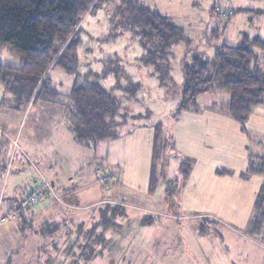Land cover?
I'll return each mask as SVG.
<instances>
[{"label":"rangeland","instance_id":"rangeland-1","mask_svg":"<svg viewBox=\"0 0 264 264\" xmlns=\"http://www.w3.org/2000/svg\"><path fill=\"white\" fill-rule=\"evenodd\" d=\"M133 1L180 26L184 39L173 46L171 54L147 56L149 47L141 43L130 20ZM82 27L78 72L99 82L118 100L117 135L101 140L96 148L82 144L68 126L65 105L34 102L23 80L0 83V108L19 111L12 124H20L22 144L28 140L37 109L54 107L61 125L60 154L55 155L56 163L46 161L43 170L46 178L58 175L72 191L76 189L69 202L85 206L70 207L66 217H50L49 208L44 207L46 199L52 195L65 201L59 187L48 191L40 203L24 211L29 222L19 213L0 229V264H264V173L243 174L246 166L240 167L242 160L237 158L241 155L236 149L238 139L225 122L203 125L202 132L191 120L190 109H203L213 101L221 106L229 92L201 94L180 109L183 65L196 56L211 58L224 44L240 45L244 36L264 38V0H100L97 9L84 17ZM0 51V62L21 65L8 48ZM76 75L57 67L49 71L53 86L62 94L71 91ZM27 106L32 109L24 113ZM52 111L39 115L46 121L36 125L46 153L56 129L49 120ZM159 123L164 135L176 137L179 143L168 153L164 175L152 195L148 193L149 174ZM246 124L251 133L244 154L248 150L255 159L264 158V101ZM213 135L220 144L204 147ZM191 141V145L199 144L197 153L203 158L213 156V171L206 170L182 185L181 165L190 156L185 149H191ZM13 145L18 148V143ZM36 164L19 151L8 155L1 192L7 197L14 189L24 196L31 172L38 180L44 176L38 175ZM50 164L52 169H48ZM103 171L117 173L119 179L111 184L99 182ZM253 195L258 198L256 206ZM9 234L14 245H24L11 260L5 257L4 240Z\"/></svg>","mask_w":264,"mask_h":264},{"label":"trees","instance_id":"trees-1","mask_svg":"<svg viewBox=\"0 0 264 264\" xmlns=\"http://www.w3.org/2000/svg\"><path fill=\"white\" fill-rule=\"evenodd\" d=\"M99 2L0 0V50L8 48L21 64L17 67L0 62V83L23 80L34 102L43 100L65 105L69 127L76 140L94 148L101 140L117 135L115 118L119 109L118 100L109 90L78 72V53L84 45L82 21L97 9ZM131 4L134 15L130 20L138 29L141 43L149 47L147 56L171 54L173 46L184 39L180 26L144 3L133 1ZM255 47L264 52V38L244 36L240 45L224 44L211 58L196 56L184 64L180 109L201 94L227 91L230 94L227 111L245 131L253 110L264 101V68L258 63ZM54 67L77 73L69 93L62 94L53 86L49 71ZM173 150V137L164 135L163 124L159 123L152 149L151 194L156 192L165 172L166 157ZM190 168V161L184 160L182 185ZM248 172L263 174L264 158L253 157Z\"/></svg>","mask_w":264,"mask_h":264},{"label":"crops","instance_id":"crops-1","mask_svg":"<svg viewBox=\"0 0 264 264\" xmlns=\"http://www.w3.org/2000/svg\"><path fill=\"white\" fill-rule=\"evenodd\" d=\"M258 54H259L258 63L264 68V52L261 51V52H258ZM220 92H222V91H216V92H212V93H208V94L212 95V94H217ZM205 94H207V93H205ZM229 98H230V94H229V97L226 98L225 102L221 106L217 105V101H213V105H211V106L208 105L203 109H198V108L190 109L191 110L190 115L192 113V116H193L191 120L196 126L202 127V132H203V125L213 126V125H217V124H220L222 122H225L226 126L230 127L232 129L233 133L236 135V137L238 139V146H236V149L240 150V153H238V154H241V155L238 156L237 158H240L242 160V164L240 167L246 166L245 173H243V174L247 175V174H250L248 172V169L250 167V164H251V161L254 157V154L248 152V150H247V155H245L243 152V146H248V145H246V138L247 139L249 138L251 131L247 127V124H246V130L244 131L240 127V124L238 125L235 120H234L235 122L232 120L230 114L227 111V107H226ZM32 106H27L24 109V113L27 111L30 112V110L32 109ZM255 109L253 110L252 114L254 113ZM3 110H6V111L3 112ZM51 110H53L51 113V114H53V116H52V118L50 117L49 120L52 121V126L56 127V129H53L52 136H51L52 137L51 138L52 143H51V146L49 147V151L46 153L45 147L43 145V141L41 140L42 137H41V139H39V137H37L38 133L36 130V125L43 124V122L46 121L45 120L46 118H43L39 115H43L45 113L49 114L51 112ZM18 113H19V111H13L12 109H3V107L0 108V199L2 200L1 201L2 207L0 210V216L6 214L8 211H12V210L17 209L19 206L20 200L23 198V196L20 197L18 195L17 191H15L14 189L10 190L8 192L9 195L7 197L5 196L4 193L1 192L3 189V187H2L3 186V177L5 176L3 174L4 171H2V169L3 170L6 169L4 165H5L6 158L8 157V155H11L12 153H14V156H16L18 151L21 152V154L25 156V158L28 160V162L33 163L35 161L37 163L36 165H38V167L40 169L37 171L38 175L43 174L44 177H46V173H45L46 168H45V170H43V166H44L45 162L49 161V160L54 162L55 161V155L58 156L60 154V141L58 139H59L60 133H61V125H60V122L58 120V116H56V118H55L54 107H39L37 109V112H36L37 116L34 119V121L30 124L29 129H28V137H27L28 140H24L23 144L19 139L20 136L18 137L20 124H18V125H16L17 123L14 125L12 124L13 123L12 122L13 115L18 114ZM18 119H19V117H17V120ZM56 119H57V123L55 122ZM249 120H250V118H249ZM248 121H247V123H248ZM186 125H187V122H186ZM68 126H69V124H68ZM184 131H185V126L183 128L182 134L184 133ZM35 135H36V137H35ZM55 135H57L56 145H55ZM192 135H193V133H192V131H190V128H189V136H192ZM203 136H200V137H203ZM173 140L175 142V147H177V145L179 143L178 139L176 137H173ZM208 140H210V139H208ZM153 141H154V138H153ZM193 142H195V141H193ZM14 143H18L17 149H15V147L13 145ZM215 143H219V139L215 138V135H213L211 141H209L207 143L205 141L204 147L211 149ZM189 144L191 145L192 141L189 142ZM198 148H199V144H194V145H191V149H185V152L190 154V156H188V157L186 156V159H188L190 161V163H192L191 164L192 165L191 171L189 173L187 180H189L191 178L193 179L196 175H202V173L206 170L213 171V156L206 155L203 158L201 155H199L197 153ZM152 149H153V146H152ZM52 155H53V157H52ZM55 163H56V161H55ZM151 163H152V159H151ZM83 167H84L83 164L80 165L78 170L82 169ZM48 169H52V164H50V168H48ZM237 169H240V168L237 167ZM31 171H32V169H31ZM252 174L257 175L260 173H252ZM30 175H31V177L28 179L29 181L26 183L25 189H24V192L22 195H25L26 192L32 187V185H34V183L37 182L39 179L38 177H36L34 172H31ZM240 176H242V175L240 174ZM7 177L10 178L11 175L8 174ZM149 177H150V174H149ZM244 178L245 177L242 178L243 181L246 179V178L245 179ZM47 179L50 180V182L54 188V191L55 190L57 191V187L60 188L59 190L62 192V194H63L62 197L65 201V203H64L62 200H59L56 197H53L52 195H50L46 199V201H45L46 203H45L44 207L49 208L48 210L51 212L50 217H52V216L53 217H59V218L60 217H66V211L69 210L70 207H73V208L85 207V206H77L76 202H75V204H73V202H69L67 200L69 197H74L73 192H75L76 189H74L72 191L71 190L72 186L67 185L64 182H62L61 178L58 175H52L51 177H49ZM12 183H14V180ZM149 183H150V179H149ZM148 193L151 194L149 192V187H148ZM2 194H4L3 197H2ZM252 201H253V203H255V206H256V204L258 202V198H256L253 195ZM20 214H21L23 220H25V222H29L30 218L26 216L24 211L20 212ZM16 218H14V219H16ZM11 221L12 220H10L6 223H0V229L4 228V226H6ZM17 221L19 222L20 220H17ZM47 222H51V221H47ZM81 222H82V219L78 221V224H80ZM11 231H12V229L10 228V232ZM4 242L7 245L6 250H5V253H6L5 257L9 256L8 259H10V260L12 258L13 253L14 252H20L24 246V245H14L12 242V236H10V234L8 236H6ZM6 264H7V262H6Z\"/></svg>","mask_w":264,"mask_h":264},{"label":"built area","instance_id":"built-area-1","mask_svg":"<svg viewBox=\"0 0 264 264\" xmlns=\"http://www.w3.org/2000/svg\"><path fill=\"white\" fill-rule=\"evenodd\" d=\"M119 179V174L113 172H101L98 176V181L111 184ZM51 182L44 176L41 180L32 185V187L26 192L23 198L20 200L19 206L16 210L8 211L6 214L0 216V223H6L16 218L20 212L28 210L31 207L40 203L47 195L48 191H53ZM2 200L0 199V210L2 207Z\"/></svg>","mask_w":264,"mask_h":264}]
</instances>
